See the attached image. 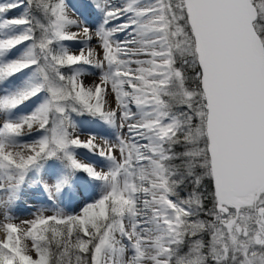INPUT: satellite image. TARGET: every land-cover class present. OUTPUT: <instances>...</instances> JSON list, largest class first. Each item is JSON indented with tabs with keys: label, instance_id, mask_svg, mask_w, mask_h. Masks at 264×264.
Masks as SVG:
<instances>
[{
	"label": "snow or ice",
	"instance_id": "6c2138e0",
	"mask_svg": "<svg viewBox=\"0 0 264 264\" xmlns=\"http://www.w3.org/2000/svg\"><path fill=\"white\" fill-rule=\"evenodd\" d=\"M0 264H264V0H0Z\"/></svg>",
	"mask_w": 264,
	"mask_h": 264
},
{
	"label": "rangeland",
	"instance_id": "374dc122",
	"mask_svg": "<svg viewBox=\"0 0 264 264\" xmlns=\"http://www.w3.org/2000/svg\"><path fill=\"white\" fill-rule=\"evenodd\" d=\"M74 2H75V0H74Z\"/></svg>",
	"mask_w": 264,
	"mask_h": 264
}]
</instances>
